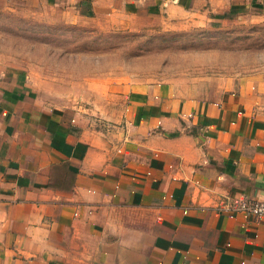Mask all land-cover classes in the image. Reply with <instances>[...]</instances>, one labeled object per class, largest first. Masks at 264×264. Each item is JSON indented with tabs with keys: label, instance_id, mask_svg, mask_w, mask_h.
Wrapping results in <instances>:
<instances>
[{
	"label": "crops",
	"instance_id": "obj_1",
	"mask_svg": "<svg viewBox=\"0 0 264 264\" xmlns=\"http://www.w3.org/2000/svg\"><path fill=\"white\" fill-rule=\"evenodd\" d=\"M8 1L126 31L264 10V0ZM85 83L90 95L59 99L0 62V264H264V219L219 211L264 201V77Z\"/></svg>",
	"mask_w": 264,
	"mask_h": 264
},
{
	"label": "rangeland",
	"instance_id": "obj_2",
	"mask_svg": "<svg viewBox=\"0 0 264 264\" xmlns=\"http://www.w3.org/2000/svg\"><path fill=\"white\" fill-rule=\"evenodd\" d=\"M19 6L0 0V62L28 73L59 99L90 95L82 85L87 81L264 77V10L228 13L205 26L155 22L126 31Z\"/></svg>",
	"mask_w": 264,
	"mask_h": 264
},
{
	"label": "built area",
	"instance_id": "obj_3",
	"mask_svg": "<svg viewBox=\"0 0 264 264\" xmlns=\"http://www.w3.org/2000/svg\"><path fill=\"white\" fill-rule=\"evenodd\" d=\"M219 211L241 213L254 218L264 219V201L241 199L237 202H231L226 200L220 205Z\"/></svg>",
	"mask_w": 264,
	"mask_h": 264
}]
</instances>
